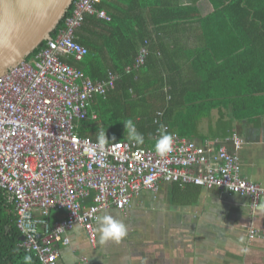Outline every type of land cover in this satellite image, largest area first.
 Listing matches in <instances>:
<instances>
[{"label":"built area","instance_id":"obj_1","mask_svg":"<svg viewBox=\"0 0 264 264\" xmlns=\"http://www.w3.org/2000/svg\"><path fill=\"white\" fill-rule=\"evenodd\" d=\"M102 4L75 0L56 37L0 78V193L13 207L24 237L20 246L41 264H58V247L69 245L67 234L75 227L95 245L100 212L125 213L142 191L155 192L161 182L245 196L253 208L264 199V187L244 179L238 157L224 147L203 148L174 135L173 151L160 157L154 148L129 140L100 146L78 135L93 97L105 96L118 80L108 72L105 79L93 81L69 64L88 53L76 36L86 16L111 22ZM145 56L142 48L136 67ZM233 145L239 149L241 140L234 137ZM59 211L64 217L50 225L47 219ZM255 235L249 229V237Z\"/></svg>","mask_w":264,"mask_h":264},{"label":"crops","instance_id":"obj_2","mask_svg":"<svg viewBox=\"0 0 264 264\" xmlns=\"http://www.w3.org/2000/svg\"><path fill=\"white\" fill-rule=\"evenodd\" d=\"M103 1H108L105 8L108 13L118 12L119 5L115 1ZM198 7L202 17L213 12V6L207 1H201ZM86 25L92 31L106 32L102 27ZM199 38L190 34L180 45L189 52L199 50L203 45ZM168 41V49L175 57L170 68L196 80L193 59L178 53L177 43ZM95 44L96 51L81 62H75L74 67L85 74L92 73L94 81H98L103 79L99 77L100 71H105L107 77L114 64L107 50H100L99 39ZM241 54L225 66L226 72L220 73L221 77L225 76L224 80L219 78L217 88L211 89L229 92L233 97L223 100L219 97L211 102L200 94L210 91L209 87L201 90L187 84L182 88L184 93L180 92L176 97L171 121L177 124L170 133L199 147L213 150L224 147L238 157L241 176L264 187V63L259 66L254 59L249 60L250 64L246 63L245 58L239 57ZM178 55L186 58L177 59ZM237 70L241 72L234 73ZM160 73L163 77L168 75L166 70ZM113 97L116 102L111 99L109 102L114 107L120 103L121 96L114 94ZM157 100L152 104L159 112L164 100ZM235 108L242 110L235 112ZM157 115L160 117L161 113ZM155 135L146 141L144 147L154 148L158 138ZM90 136L95 137L94 133ZM234 137L241 140L239 149L234 148ZM261 203L264 199L260 200ZM106 214L126 224L128 233L121 243L102 245L98 221L93 246L87 234L75 227L78 232L73 228L67 234L69 245L58 247V264H264V213L259 212L258 207L253 208L250 198L245 196L219 189L205 190L193 184L161 182L155 192L142 191L138 202L127 212L110 209L100 212L98 218ZM63 217V212H52L47 220L52 225ZM249 229L255 230L254 238L249 237Z\"/></svg>","mask_w":264,"mask_h":264},{"label":"trees","instance_id":"obj_3","mask_svg":"<svg viewBox=\"0 0 264 264\" xmlns=\"http://www.w3.org/2000/svg\"><path fill=\"white\" fill-rule=\"evenodd\" d=\"M113 1L119 5V10L117 13L107 12L111 22L86 16L85 24L76 31L77 41L88 51L85 57L96 51L95 43L99 39L100 50H107L114 64L111 71L118 76L115 89L105 96L93 97L87 118L78 124L77 133L82 137L99 141L98 133L103 131L107 137L105 144L129 140L124 122L131 119L137 131L144 136V143L139 145L144 147L146 141L154 138L161 124L167 127L169 133L176 126L177 123L171 121L172 112L176 108L174 103L180 92L184 93L182 88L187 84L198 86L201 90L209 87L210 91L200 94L211 102L219 97L222 100L232 98L229 92L211 90L217 88L219 78L224 80L225 76L221 77L220 73L226 72L225 66L240 53L239 57L245 58L246 63L250 59L256 60L259 66L264 63V0H204L213 6V12L205 17H202L198 7L203 0ZM74 2L51 33L52 38L56 37L71 15ZM107 5L108 1H103L101 8L105 9ZM86 24L102 27L106 32L92 31ZM193 33L202 39L203 45L199 50L189 52L180 43ZM168 39L177 43L178 53L187 54V58L193 59L196 80L177 74V70L170 68V64L175 63V57L168 49ZM46 43L43 42L27 60ZM142 48L146 50L144 63L136 67L135 62ZM74 63L69 61L70 65L74 66ZM162 70L168 72L166 77L160 73ZM100 72L99 77L105 79L106 72ZM89 77L95 80L92 73ZM114 94L121 97L120 103L113 107L109 101L117 100ZM147 94L150 97L146 98ZM157 99L164 100L159 111L160 117L156 116L159 112L152 104L158 102ZM234 110L240 112L242 109ZM93 133L95 137L90 136ZM15 220L13 207L0 193V264H25V255L32 257V264H40L34 253L20 246L21 233Z\"/></svg>","mask_w":264,"mask_h":264},{"label":"water","instance_id":"obj_4","mask_svg":"<svg viewBox=\"0 0 264 264\" xmlns=\"http://www.w3.org/2000/svg\"><path fill=\"white\" fill-rule=\"evenodd\" d=\"M73 1L0 0V38L6 39L0 44V78L52 38Z\"/></svg>","mask_w":264,"mask_h":264},{"label":"clouds","instance_id":"obj_5","mask_svg":"<svg viewBox=\"0 0 264 264\" xmlns=\"http://www.w3.org/2000/svg\"><path fill=\"white\" fill-rule=\"evenodd\" d=\"M5 43L6 39L0 38V44ZM124 125L129 141L142 145L144 143V136L137 131L133 121L128 119L124 122ZM157 133L158 138L155 140L153 145L154 151L160 157H166L173 151L174 135L169 133L163 124L157 128ZM98 139L100 146H103L107 141L105 132H99ZM258 211L264 213V203L258 205ZM98 225L99 241L102 245L108 243L119 245L128 233L126 224L110 214L99 217ZM73 231L78 232L79 229L75 228ZM65 242L67 243V241ZM23 259L25 264H32V257L30 255H25Z\"/></svg>","mask_w":264,"mask_h":264},{"label":"rangeland","instance_id":"obj_6","mask_svg":"<svg viewBox=\"0 0 264 264\" xmlns=\"http://www.w3.org/2000/svg\"><path fill=\"white\" fill-rule=\"evenodd\" d=\"M136 63V62H135ZM160 113V112H159ZM155 137H157V132H156V135H155ZM91 246H93L92 244H91Z\"/></svg>","mask_w":264,"mask_h":264},{"label":"bare ground","instance_id":"obj_7","mask_svg":"<svg viewBox=\"0 0 264 264\" xmlns=\"http://www.w3.org/2000/svg\"><path fill=\"white\" fill-rule=\"evenodd\" d=\"M49 41V40H48ZM48 41H46V42H48Z\"/></svg>","mask_w":264,"mask_h":264}]
</instances>
